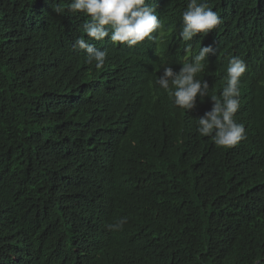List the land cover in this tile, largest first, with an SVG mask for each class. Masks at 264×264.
<instances>
[{"label":"trees","instance_id":"trees-1","mask_svg":"<svg viewBox=\"0 0 264 264\" xmlns=\"http://www.w3.org/2000/svg\"><path fill=\"white\" fill-rule=\"evenodd\" d=\"M148 2L164 28L128 47L69 0H0V264H264V0H200L222 23L189 42V0ZM204 46L209 95L247 66L230 148L197 132L210 97L186 111L155 84Z\"/></svg>","mask_w":264,"mask_h":264},{"label":"clouds","instance_id":"clouds-1","mask_svg":"<svg viewBox=\"0 0 264 264\" xmlns=\"http://www.w3.org/2000/svg\"><path fill=\"white\" fill-rule=\"evenodd\" d=\"M64 9L57 6L55 11L61 13ZM67 10L71 13H81L88 17L84 25V33L93 40L102 41L106 37L113 44L133 47L140 42L156 40L158 30L164 24L158 18L156 5L148 0H69ZM182 23L179 36L184 42L193 40L197 34L207 35L222 23L219 14L200 0H189L186 9L181 14ZM75 47L87 54L86 62H95L101 68L106 61L107 51L97 48L84 38L75 40ZM185 59L187 62L177 72L171 66L163 68V73L155 84L163 89L172 99L175 106L191 110L196 106L197 96L203 100L210 97L213 101L211 110L198 118L197 132L201 136H209L218 146L230 148L246 138L245 127L236 122L235 114L240 109V83L246 72L245 61L240 57H232L226 69V83L219 96L209 95L207 80L197 78V74L205 70V61L209 53L214 52L211 46L200 47L195 55ZM125 220L119 221V227Z\"/></svg>","mask_w":264,"mask_h":264},{"label":"bare ground","instance_id":"bare-ground-1","mask_svg":"<svg viewBox=\"0 0 264 264\" xmlns=\"http://www.w3.org/2000/svg\"><path fill=\"white\" fill-rule=\"evenodd\" d=\"M152 48V47H151Z\"/></svg>","mask_w":264,"mask_h":264}]
</instances>
